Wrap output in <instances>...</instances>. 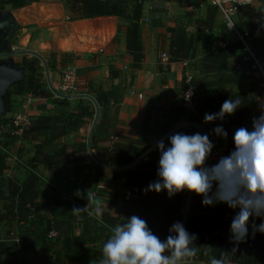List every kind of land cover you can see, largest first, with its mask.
<instances>
[{
  "label": "trees",
  "instance_id": "obj_1",
  "mask_svg": "<svg viewBox=\"0 0 264 264\" xmlns=\"http://www.w3.org/2000/svg\"><path fill=\"white\" fill-rule=\"evenodd\" d=\"M41 0H0V11L6 6L12 9H21L25 5L39 3ZM147 0H62L65 17L68 21L115 17L124 27L125 51L131 57L130 69L134 72L140 69L144 61L141 38L142 7ZM259 8L243 5L237 8L235 26L240 33L249 37L252 51L264 61V39L259 34L264 30V0H258ZM192 7V6H191ZM205 18L199 24L203 26L195 32H189L184 23L176 26L168 35L167 63H181L191 61L196 56V48L204 33H212L215 10L210 5L204 6ZM191 12L185 17L190 19ZM219 30L222 35H226ZM221 35V36H222ZM222 37L215 40L224 42ZM118 41V34L113 43ZM240 43L236 40L223 43L211 51L205 52L197 61L195 70L198 78L192 80L196 96V114H187L182 107L174 110V124L183 121L197 125L202 134H208L210 140L218 148L222 142L228 141L237 128L251 124L252 108L262 91L258 88V80L253 79L241 92H231L230 89L243 87L244 74L249 69L248 62L240 54ZM42 58L50 72L65 69L73 64L74 56L66 54L45 53ZM16 66L24 68L25 78L22 83L9 89L4 97L6 113L8 112L11 95H28L34 99L51 101L53 111L40 116L31 117L30 125L21 136H0V226L4 229V239L0 241V264H5L3 256L16 257L21 252L39 249L51 255L55 264H99L103 258L102 247L111 235L112 228L117 223H124V218L137 215L147 221L149 228L161 240L170 233L171 225L184 221V210L188 191L180 192L169 198L167 191L156 193L145 192L147 186L158 179L160 154L157 148L139 162L130 166L149 148L148 143L151 129L145 119L139 129L129 126H119L118 131L100 134L102 121H97L89 139V150L99 161H95L87 150V137L91 128L95 109L91 102L79 100L75 108L71 109L70 102L63 98H55L42 82L40 62L33 58L17 62ZM191 67V66H190ZM108 75L116 78L118 72L106 70ZM77 83V82H76ZM77 87L78 93L90 96L97 104L99 110L106 111L113 106L114 98L111 90L95 86L90 80H84ZM81 84V86H80ZM78 86V85H77ZM185 86L183 84V90ZM227 92H223L226 91ZM239 96L243 101L234 115L226 116L224 121L204 123L205 113L219 112L223 102L229 98ZM6 118L0 121L3 127ZM222 124L228 132L227 139L213 134L212 129ZM175 128V127H174ZM174 128L165 129L167 135ZM187 134L200 132L192 126H182L175 130ZM70 132H77L82 136L80 142L72 145H57L56 141ZM172 133V134H173ZM201 133V132H200ZM170 136V135H169ZM114 139L112 142L111 140ZM168 138V137H167ZM166 146H170L168 139ZM24 145H33L32 158L22 161L27 171L21 179L5 176L9 170L7 164L8 154L15 155L10 146L15 141ZM234 145V144H232ZM213 149V150H214ZM105 158V163L100 161ZM16 167L21 168L20 165ZM73 170L74 177L79 180L78 188L81 190H94L105 178L111 181L124 180V202L126 208L120 217L102 214L99 218L84 212L80 216L72 214L73 202L58 201L52 197L50 200L40 198L39 188L42 186L43 172L50 177L57 178L67 175L69 169ZM127 168L124 170H119ZM119 171V172H116ZM45 181L46 179L43 178ZM47 182V181H46ZM115 197V196H114ZM195 202L200 204L199 217L187 215L184 226L189 233L196 234V247L198 254L192 261L211 264L213 257L220 258L222 252H227L226 264H264V234L252 233L249 225V236L246 242L236 247L230 241V225L232 217L236 214L224 209L202 204V197L192 193ZM198 218L201 219L199 225ZM258 225L261 220L256 218ZM77 231L79 234L77 235ZM247 249L248 252H244Z\"/></svg>",
  "mask_w": 264,
  "mask_h": 264
},
{
  "label": "crops",
  "instance_id": "obj_2",
  "mask_svg": "<svg viewBox=\"0 0 264 264\" xmlns=\"http://www.w3.org/2000/svg\"><path fill=\"white\" fill-rule=\"evenodd\" d=\"M53 1V3L52 0H46L44 3L39 2L25 5L23 8L17 10L12 9L10 6H6L4 10L0 12L14 13L17 29L22 26L27 28L26 30L32 32L28 41L29 46L32 49L31 52L56 53L74 56L73 64L70 67L75 69L77 83H82L84 80H90L93 83L100 85L105 90L112 91L114 98L113 106L106 111L101 112L99 110L97 121H102L101 124L104 128L99 131L100 134L105 135L106 133L116 132L118 131L119 126L124 125L139 129L146 119L148 120L151 129L148 143L150 147H152L156 144V141L166 136L163 132L165 129L177 127L178 125L173 123L176 114L173 109L181 107L180 94L183 91V69L181 63H167V65L162 66L160 63V56L161 54L167 55L168 35L174 31L176 26L184 23L183 20L186 19L184 16L186 12L189 11V6L193 3H200L201 0H147L143 3L141 38L144 61L140 69L134 72L130 69L131 57L125 51L124 27H121L120 21L117 18L104 17L68 21L65 18L62 0ZM153 4H159L167 8L168 16L166 19L145 21L146 18H148V9ZM251 6L253 8H259L261 7V4L258 0H252ZM55 7L58 8L57 15L61 16V33H58L57 38L53 33L52 42L51 37L49 39L48 32L54 29L51 28L53 23L48 21L51 15H48L54 11ZM188 27L190 28V26ZM221 28L222 18L215 10L212 32H219ZM17 29L10 41L11 47L14 51L21 49L16 45L17 43H15ZM116 34H118V41L113 43L112 41ZM102 35L104 37L103 42H99ZM230 36L218 35L216 38L211 39V47L209 46L207 51L221 47L223 43L233 41L234 37ZM259 36L264 39V30ZM220 37H222L221 39L224 40V42L215 41ZM85 40L89 41L91 44H85ZM84 48H92L93 50ZM205 49L206 46H202V51ZM65 69H61V72ZM107 69L118 72V77L113 78L109 75L107 77ZM53 75H55V72H53ZM56 80L57 77L54 76V81ZM77 85V87H79V84ZM52 86L55 88L54 84H52ZM241 86L245 85L242 83ZM138 94L142 95L141 99H138ZM79 95L87 94L77 92L76 96L65 98L70 102L71 109L77 106L79 100L89 101L84 98H76ZM24 97L25 95L15 94L10 96L8 112L5 116L7 120L19 112V106ZM261 102H264V98L262 97L257 100L251 110L253 116H258L260 114L259 107ZM51 111H53L51 101L39 100L33 107L30 116H40L50 113ZM183 123H188V121H183L181 124ZM6 135H12V128L10 127L9 122L6 124L4 123L3 127L0 128V136L5 137ZM81 139L82 136L79 133L70 132L65 137L56 141V144L69 146L80 142ZM113 140L114 139H112L111 142ZM225 144H234L233 136L228 141L221 143V145ZM32 146L33 145L31 144L24 145V143L17 140L12 143L10 149H12L15 152L14 154L21 160H28L34 155V149ZM90 156H93V154ZM100 161L105 163L106 159L103 157ZM7 164L9 170L5 172V176H13L18 179L23 177V170L16 167V164L9 160H7ZM43 174L46 177L49 176L48 172L44 171ZM50 178L57 183L53 189L62 196L61 200L72 201L73 204L79 207L86 205V200L79 199L74 195L75 191L79 189V180L74 177L72 168L69 169L67 175ZM123 184L124 180L122 178L117 181H111L109 178H105L95 187L94 190H92L97 198L105 205L102 214L108 213L111 216L120 217L121 212L126 208L124 202L125 194L122 189ZM40 188L45 191L43 186ZM39 192L41 191L39 190ZM52 197L53 196L51 195V199ZM40 198L50 200V193L46 192L40 194ZM69 199L72 200L70 201ZM211 207L224 209L234 213L238 211L230 209L226 204H216ZM199 209H201L200 204H196V206L192 205L191 208H189L188 215L197 217L200 214ZM0 213H2L1 206ZM86 213L90 216H96L97 218L101 216L96 215L93 206H89ZM198 223L199 225L201 223V219L199 218ZM0 233L1 241L4 239V232L3 234L2 231ZM76 234L78 235L79 231H77ZM244 252H248V250L244 249ZM28 253L43 260H48L50 261V264H55L47 258V255L50 254L41 252L39 249H32ZM3 260H5V264H19L15 256H3ZM188 264L200 263L190 260L188 261Z\"/></svg>",
  "mask_w": 264,
  "mask_h": 264
},
{
  "label": "clouds",
  "instance_id": "obj_3",
  "mask_svg": "<svg viewBox=\"0 0 264 264\" xmlns=\"http://www.w3.org/2000/svg\"><path fill=\"white\" fill-rule=\"evenodd\" d=\"M239 96L223 102L219 112L205 113L204 123L224 121L241 108ZM260 114L253 116L251 130L237 128L233 135L234 148L228 155H221L209 165L215 144L208 134H187L177 131L168 136L170 146L163 139L156 141L159 151L158 179L151 182L145 192L167 191L169 198L188 191L202 197L204 206L226 204L238 210L232 217L230 241L236 246L246 242L250 220L252 233L264 234V102ZM217 137L227 139L228 132L222 124L212 129ZM74 195L87 201L83 207L73 206L71 212L80 216L93 206L97 216L105 207L90 189H77ZM261 220L256 224L254 220ZM111 230L102 247L103 258L99 264H188L198 254L196 234L189 233L182 222L176 221L169 228V235L161 240L149 228L147 221L137 215L124 218ZM227 252L220 258L213 257L211 264H226Z\"/></svg>",
  "mask_w": 264,
  "mask_h": 264
},
{
  "label": "built area",
  "instance_id": "obj_4",
  "mask_svg": "<svg viewBox=\"0 0 264 264\" xmlns=\"http://www.w3.org/2000/svg\"><path fill=\"white\" fill-rule=\"evenodd\" d=\"M209 5L216 10V12L222 18V27L226 34L234 37V40L240 43V54L243 59L248 62L249 69L244 74L243 84L245 86L251 84L253 79L258 80V88L262 91V98H264V61L259 58L251 49V44L249 42V37L245 33H240L236 26V13L237 8L243 5H251L252 0H207ZM168 16V10L165 6L159 4H153L148 9V18L145 21L149 20H162ZM5 58V57H0ZM168 56L166 54H161L160 63L162 66L167 65ZM183 69L182 80L185 86L182 99L181 107L187 113L191 115L196 114V96L194 87L192 86V76L189 71V61L181 62ZM76 72L72 67H67L63 70L60 78V95L71 98L77 95V83H76ZM49 89V88H48ZM133 94V93H131ZM55 96V95H54ZM138 99L142 98V95L138 94ZM55 98H58L55 96ZM39 99H34L26 95L21 102L19 112H17L13 117L8 118L9 125L12 128V135L21 136L23 131L27 129L30 125L31 112L35 104ZM188 126V125H185ZM249 130H251V124H245ZM234 145L225 144L220 145L218 148L214 149L212 155L208 160V164H215L218 158L221 155H228L231 150H233ZM8 160L16 165H20L22 170L25 172L26 166L24 162H21L16 155H9ZM41 177V184L43 187L48 183ZM204 264V263H200Z\"/></svg>",
  "mask_w": 264,
  "mask_h": 264
},
{
  "label": "water",
  "instance_id": "obj_5",
  "mask_svg": "<svg viewBox=\"0 0 264 264\" xmlns=\"http://www.w3.org/2000/svg\"><path fill=\"white\" fill-rule=\"evenodd\" d=\"M16 29H17V24H16L15 19H14V13L0 12V57H5V58H0V121L3 118H5V116H6L4 97L7 93V91L13 87L20 85L25 78V73H26L25 69L17 67L16 62L14 60L15 56H17L19 54H30L33 57H35L38 61H40L42 66L45 68V77L47 78L48 88H49L50 92L58 98H67L65 96L58 94L53 89V87L50 85L48 69H47V66H46L43 58L40 55L36 54L35 52H31V51L30 52L29 51H27V52H16L13 50V48L11 47L10 41H11V38L13 37V34H14ZM76 98H84V99L89 100L93 104L94 109H95V115L93 118L91 128L89 130V134H88L87 142H86L87 150L90 153V155H92L90 150H89L88 145H89L90 136H91L93 129L95 127V124L97 122V118L99 115V109H98L96 102L87 95H79ZM185 125L195 127L202 133L201 129L197 125L192 124V123H183V124H180L177 127H175L171 132H169L162 139L165 140L175 130H177L178 128L185 126ZM155 148H156V144L154 146L150 147L144 154H142L137 160H135L127 168H130L133 165H135L137 162H139L142 158H144L146 155H148ZM91 157L95 161H97L95 159V157H93V156H91ZM97 162L99 163V161H97ZM127 168H122L119 170H124ZM191 196H192V192H188L187 201H186L185 210H184V221L188 215V211L190 208ZM184 221H183V225H184ZM16 260L18 261L19 264H50V261L35 257L28 252L19 253L18 255H16Z\"/></svg>",
  "mask_w": 264,
  "mask_h": 264
},
{
  "label": "rangeland",
  "instance_id": "obj_6",
  "mask_svg": "<svg viewBox=\"0 0 264 264\" xmlns=\"http://www.w3.org/2000/svg\"><path fill=\"white\" fill-rule=\"evenodd\" d=\"M46 0H41L40 2L41 3H44ZM54 1L52 0V3H53ZM56 3V2H55ZM209 5V3L206 1V0H201L200 1V3H193V4H191V6H189V11L188 12H191L192 14H193V16L190 18V19H188V18H186L185 16V18L186 19H184L183 20V22H184V24L185 25H187V26H190V28L188 27V29L187 30H189L190 32H195L196 30H198L199 28L200 29H202L203 28V26L202 25H200L199 24V22H200V20H204V18H205V10H204V6H208ZM57 10H58V8L57 7H55L54 8V11L51 13V14H49L48 16H50L51 15V17H50V19H48V21H50L51 23H53L52 25H51V28L52 29H54V30H50L49 32H48V36H49V39H50V37H51V41L53 42V33L55 34V37L57 38V36H58V33L60 32L61 33V16L60 15H57L58 13H57ZM66 18V17H65ZM167 18V17H166ZM165 18V19H166ZM67 19V18H66ZM121 27H123V25H121ZM27 28H25V27H22V26H20V27H18V29H17V33H16V42L15 43H17L16 45L17 46H19L21 49H19V50H16V52H27V51H32V49H31V47L29 46V43H28V41H29V39H30V35H31V33L32 32H30V30H26ZM221 31H223L222 29H220ZM84 32V31H83ZM218 35H222V33L221 32H212L211 34H207V33H205V34H203L202 35V37H201V39H200V41H199V43L197 44V48H196V56H195V58L191 61V64H190V66L191 67H189L190 69H189V71H190V74H191V76H192V78L193 79H196V78H198V75H197V72H196V70H195V67H196V63H197V61H198V59L205 53V51H207L208 49H209V46L211 47V45H210V41H211V39H213V38H216V36H218ZM222 36H225V34L224 35H222ZM226 36H230V35H228V34H226ZM231 37V36H230ZM103 35H102V37H101V39L99 40V42H103ZM85 42V44H91V43H89V41H84ZM202 46L204 47V46H206V49L205 50H203L202 51ZM91 47V46H90ZM84 49H89V50H93L92 48H84ZM36 54H38V55H40L41 57H42V54H45V53H36ZM33 58H35V57H33L32 55H30V54H19V55H17V56H15V58H14V60H15V62L17 63V62H22V60H24V59H28V60H32ZM40 62V61H39ZM190 63V62H189ZM40 67H41V70H40V72L42 73V82L44 83V86H45V88L48 90V91H50L49 89H48V83H47V78L45 77V68L42 66V64H41V62H40ZM48 75H49V82H50V85L52 86V84H54L55 85V88H54V86H52L53 87V89L57 92V93H60V78H61V75H62V72H61V69H59V70H57V71H55V75H53V72H50L49 70H48ZM53 75V76H52ZM54 76L55 77H57V80L56 81H54ZM95 86H100V85H98V84H95ZM244 88H246V86H243V87H238L237 89H230V90H232L231 92H241ZM184 91V90H183ZM183 91H182V93L180 94V96H181V99H182V95H183ZM225 92H227V90L225 91ZM229 92V91H228ZM227 92V93H228ZM51 93V92H50ZM9 121L8 120H5V124L6 123H8ZM23 146V145H22ZM25 159H23L22 161H24ZM26 161V160H25ZM24 172V171H23ZM42 176H44V178L46 179V181H47V183H48V185L46 186L47 188H45V187H43V189L45 190V191H43L41 188H39V190L41 191L40 192V194H43V193H46V192H48V193H50V201L52 202V203H54V201L51 199V195L53 196V197H55V198H57V200L58 201H61V197L62 196H60L56 191H54V189H53V187L54 186H56L57 185V183L55 182V181H52L51 180V178L48 176V177H46L44 174H42ZM54 194V195H53ZM56 194V195H55ZM63 200V199H62ZM70 201L72 200V199H69ZM69 202V201H68ZM192 202H195V200H193L192 199V196H191V203ZM191 208V207H190ZM2 231V234H3V229L1 228V226H0V232ZM1 234V233H0ZM47 255V254H46ZM47 258H49L51 261H52V259L50 258V255H47Z\"/></svg>",
  "mask_w": 264,
  "mask_h": 264
},
{
  "label": "flooded vegetation",
  "instance_id": "obj_7",
  "mask_svg": "<svg viewBox=\"0 0 264 264\" xmlns=\"http://www.w3.org/2000/svg\"><path fill=\"white\" fill-rule=\"evenodd\" d=\"M4 264V263H3ZM12 264V263H11ZM17 264V263H16Z\"/></svg>",
  "mask_w": 264,
  "mask_h": 264
}]
</instances>
